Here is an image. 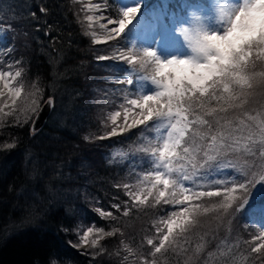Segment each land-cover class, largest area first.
Instances as JSON below:
<instances>
[{"label": "trees", "instance_id": "trees-1", "mask_svg": "<svg viewBox=\"0 0 264 264\" xmlns=\"http://www.w3.org/2000/svg\"><path fill=\"white\" fill-rule=\"evenodd\" d=\"M115 2L106 0L109 7ZM208 2L171 0L168 7L181 14ZM160 3L149 0L147 9L152 13L148 19L156 15L155 5ZM40 7L48 11L41 13ZM89 15L86 0H0V24L11 25L14 31L11 48L3 56L5 65L15 70V61L20 59L25 90H31L35 82L42 93L41 103L46 97L55 103L52 115L36 134L31 133L32 121L22 127L0 128V264H50L53 259L57 264H140L125 245L147 255L146 238L156 235L155 222L164 215L163 205L140 206L128 216L122 214L129 201L122 185L135 183L146 170V158L136 152L143 127L108 138L115 106L93 97L92 81L111 73L110 86L123 85L116 81L124 80L123 73L133 68L118 62L112 51L129 49L130 36L94 43L97 25L87 21ZM100 56L108 59L100 60ZM256 71H264V64L258 61ZM132 72L129 78L141 76ZM246 108L264 110L256 101ZM13 141L15 147H4ZM217 202L218 198L204 201L210 209ZM115 203L121 204L120 212L112 207ZM97 209L112 212L116 219L102 217ZM216 217L211 210L200 217L191 246L195 249L201 235L207 246L190 264H225L219 253L229 246L233 252L227 264H251L244 259V241L258 235L259 224L249 223L240 214L229 217L230 226L217 227ZM89 227L94 232L85 245L81 237ZM96 228L106 232L119 228L120 232L104 237L93 248L90 241L97 239ZM161 264H185V257L169 255Z\"/></svg>", "mask_w": 264, "mask_h": 264}, {"label": "snow or ice", "instance_id": "snow-or-ice-1", "mask_svg": "<svg viewBox=\"0 0 264 264\" xmlns=\"http://www.w3.org/2000/svg\"><path fill=\"white\" fill-rule=\"evenodd\" d=\"M257 3L264 4V0H217V22L222 34L220 31L209 34L201 28L183 29L193 53L187 59L163 62L154 50L135 48L126 49L118 56L141 76H126L117 83L129 86L133 79H142L157 87L152 94H126L124 103L119 105L123 123H118L121 111L113 112L109 117L112 127L107 133L110 138L143 127L144 142L136 152L146 158V170L139 173L135 183L122 185L129 197L123 206V216L140 206H166L164 215L155 222L156 235L146 238L150 246L147 255L125 245L130 255L139 257L140 264H161L169 255L182 254L185 264L198 259L205 251L207 240L201 235L193 249L191 238L200 226V217L210 210L217 213V227L230 226L229 217L240 214L249 223L259 224L258 235L244 241L247 245L244 259L251 264H264V203H261L264 201V110L246 108L256 101L264 109V71H256L258 61L264 64V20L257 21L249 15ZM90 7L99 10L100 5ZM39 11L48 10L40 7ZM139 11V5L120 8L121 18H109L106 24H101L107 36L94 43L120 39ZM86 19L92 22L103 17L89 15ZM109 25L116 26L109 28ZM15 64V70L12 65L0 68V128L22 127L39 119L42 111L39 87L34 82L31 90L26 91L22 80L24 66L20 59ZM52 103L49 97L48 106ZM4 147H15V141ZM233 156L242 159V167L231 159ZM211 198H218V202L210 209L204 201ZM112 207L117 212L122 209L120 203ZM97 211L102 217L116 219L110 211ZM256 216L258 220L253 219ZM93 232L94 228L89 227L81 242L87 245ZM95 232L97 239L90 241L93 248L99 240L116 235L120 229L106 232L96 228ZM232 252L229 246L219 253L225 264ZM213 254L209 252L208 256ZM127 259L125 256L124 260ZM50 264H57V260H51Z\"/></svg>", "mask_w": 264, "mask_h": 264}, {"label": "rangeland", "instance_id": "rangeland-1", "mask_svg": "<svg viewBox=\"0 0 264 264\" xmlns=\"http://www.w3.org/2000/svg\"><path fill=\"white\" fill-rule=\"evenodd\" d=\"M116 4L108 6L106 0H86L88 4L89 14L95 17H103V19H94L91 24L97 25L95 36L99 40H104L107 36L105 29L101 28V24H106L107 19H119V9H126L127 7H134L139 5L140 11L137 16L133 18L131 24L128 25L123 35L130 36L129 48H135L138 50L149 49L154 50L159 56L161 61L167 62V60L176 59H187L193 55L191 48L189 47V41L185 40L183 35V29L187 28L190 31L196 28L206 30L209 34L215 31H220L221 34L223 29L217 22L216 3L217 0H209L208 4L197 5L186 12L178 13L171 10L168 4L171 0H161L160 4L155 5V16L148 19V14L152 11H148L149 0H115ZM99 4L100 8L90 7L91 5ZM157 8V9H156ZM116 25H109L108 27H115ZM10 31L12 33H10ZM14 31L8 25L0 24V68H6V62L3 56L10 50ZM10 39V40H9ZM115 39L109 40L113 41ZM4 45H7L5 47ZM7 50V51H6ZM122 49L112 51V56L118 61H122L118 58ZM133 69L127 70L123 73V78L131 77ZM111 73L107 76L97 78V81H92L93 92L92 95L99 101L114 103L115 111H121L122 115L118 122L123 123V110L119 107L121 103H124V97L126 94L132 92H142L143 94H152L157 91L156 85L151 81L136 79L132 84L131 88L123 84L121 86L112 87L110 79ZM122 77V76H121ZM139 77V75H138ZM121 80V78H119ZM131 98V97H129ZM127 106V105H125ZM138 111V110H137ZM151 136L153 133H146ZM142 136H138L136 143L141 145L143 143ZM231 159L237 164L238 167L243 166V161L237 156L231 157ZM215 175V173H214ZM261 230V229H260Z\"/></svg>", "mask_w": 264, "mask_h": 264}, {"label": "water", "instance_id": "water-1", "mask_svg": "<svg viewBox=\"0 0 264 264\" xmlns=\"http://www.w3.org/2000/svg\"><path fill=\"white\" fill-rule=\"evenodd\" d=\"M49 97H46L44 101L41 103L42 111L39 113V119H35L31 122V133L36 134V132L40 131L48 118L52 115L51 113L54 110L55 103L53 102L51 106H48L47 101ZM53 101V99H52Z\"/></svg>", "mask_w": 264, "mask_h": 264}, {"label": "clouds", "instance_id": "clouds-1", "mask_svg": "<svg viewBox=\"0 0 264 264\" xmlns=\"http://www.w3.org/2000/svg\"><path fill=\"white\" fill-rule=\"evenodd\" d=\"M249 15L257 21L264 20V4L257 3V6L252 10L251 13H249ZM220 47L224 46L220 45Z\"/></svg>", "mask_w": 264, "mask_h": 264}]
</instances>
